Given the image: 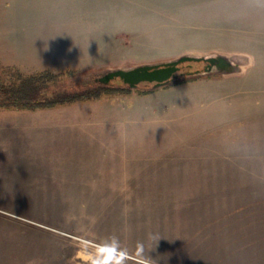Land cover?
Listing matches in <instances>:
<instances>
[{"label":"rangeland","instance_id":"374dc122","mask_svg":"<svg viewBox=\"0 0 264 264\" xmlns=\"http://www.w3.org/2000/svg\"><path fill=\"white\" fill-rule=\"evenodd\" d=\"M183 54L242 70L14 106ZM114 237L127 264H264V0H0V264H120Z\"/></svg>","mask_w":264,"mask_h":264},{"label":"water","instance_id":"95a60500","mask_svg":"<svg viewBox=\"0 0 264 264\" xmlns=\"http://www.w3.org/2000/svg\"><path fill=\"white\" fill-rule=\"evenodd\" d=\"M188 63L189 69L180 72ZM200 64L192 68V64ZM242 70V63L237 59L225 55L197 56L183 54L173 60L155 64H142L131 68L108 69L93 79H88L77 86L109 85L115 80H120L135 90L141 84H150L153 89H161L172 83L207 76L210 74L231 75ZM178 72H180L178 74Z\"/></svg>","mask_w":264,"mask_h":264},{"label":"trees","instance_id":"16d2710c","mask_svg":"<svg viewBox=\"0 0 264 264\" xmlns=\"http://www.w3.org/2000/svg\"><path fill=\"white\" fill-rule=\"evenodd\" d=\"M199 66H200V64L193 63L191 69L197 68ZM184 69H186V70L189 69L188 63L185 64ZM69 85H71V84H69ZM69 85L66 86L65 89L67 90V92L70 93V95L62 98L61 100H58V101H51L50 100L49 103H45V104L40 105V106L37 105V103L31 104L29 101H28L27 106H24V105L17 106L18 104H15V103H14L15 104L14 106L16 108L28 107L29 109H35L38 107H52V106H57V105L64 104V103H73V102L82 101V100H92V99L99 98L100 96H103L106 94H112V93L122 94V93H126L127 91L131 90L128 88L127 85L122 83V81H120V80H115L112 83H110L109 85H99V84L88 85V86H76V85L75 86H69ZM141 85L146 86V87L150 86V84H146V83L141 84ZM92 88L96 89L95 93H94V91H91ZM28 90H30L29 84H28ZM85 90H88V91H85ZM83 91H85V92H83ZM23 92H24L23 90L19 91L20 94H23ZM21 100L22 99H16V98L14 99V101L16 103L20 102ZM24 100H27V99L24 98Z\"/></svg>","mask_w":264,"mask_h":264},{"label":"clouds","instance_id":"9594fccd","mask_svg":"<svg viewBox=\"0 0 264 264\" xmlns=\"http://www.w3.org/2000/svg\"><path fill=\"white\" fill-rule=\"evenodd\" d=\"M151 238L155 241V243L160 239L158 235H153ZM111 246H114L115 254L121 256L120 264H127V250L120 247L119 241L115 237L112 238ZM112 264H115V261H113ZM142 264H150V256L146 257Z\"/></svg>","mask_w":264,"mask_h":264},{"label":"flooded vegetation","instance_id":"af4514ba","mask_svg":"<svg viewBox=\"0 0 264 264\" xmlns=\"http://www.w3.org/2000/svg\"><path fill=\"white\" fill-rule=\"evenodd\" d=\"M182 71H186V69H182L180 72H182ZM180 72H178V74H179Z\"/></svg>","mask_w":264,"mask_h":264}]
</instances>
